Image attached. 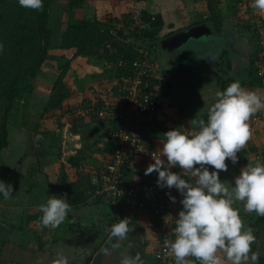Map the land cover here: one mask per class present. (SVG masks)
Returning a JSON list of instances; mask_svg holds the SVG:
<instances>
[{"label": "rangeland", "instance_id": "rangeland-1", "mask_svg": "<svg viewBox=\"0 0 264 264\" xmlns=\"http://www.w3.org/2000/svg\"><path fill=\"white\" fill-rule=\"evenodd\" d=\"M68 1L69 0H52V3L50 5L48 24H47V27L50 30V35L48 38V45H47V58L46 61L42 64L40 70L37 72L35 78L30 81H24L23 83H21L19 87V97L14 101L13 106L10 109L9 118H8V131L10 132V135L8 132V138L10 136V138L13 139L12 142L14 141L17 142V140L21 138L20 136L22 135V131L20 130V128H27L31 136V139L28 140L27 136L25 135L26 140L29 144L35 145L36 141H32V136L34 130L38 129L39 132L37 133L39 134L35 133V135L36 136L38 135L42 139V141L39 142L40 146L43 145L46 147L48 143H52L54 140L57 139L55 145H57L60 148L64 144V142H66L65 141L66 138L68 139V141L75 140L77 142L76 138H78L79 136L77 133L79 131H82L80 135L84 137V142L86 144V145L84 144V147H86V146H92L91 144L93 143L95 138L101 135L102 133H104L106 128L111 127L110 121L92 122L90 114L86 113V110H88V108L93 106L94 103H91L92 101L94 102L99 101L98 100L99 98H95L96 96L94 97L95 95L94 90L96 89L103 90V87L105 89L109 88L111 82L110 81L111 79L109 78L111 77L110 74L112 73V69H114V65H113L114 62H109L106 57L90 58L86 56L76 55L75 50L73 49L61 48L60 46L61 35L66 22L75 23L83 19L87 20V19L97 18L100 22L99 24L102 29L109 30L116 39H119V35L115 31V29L117 27H121L124 25V22L128 20L127 15L134 14L138 10L137 6L135 5L134 0H84L82 6L69 8ZM220 1L221 0H210V1L196 0V2L198 3L197 5L199 6L198 7L199 10H202L208 4L216 5L218 12H220L221 9L223 8V12L222 15H220V17L226 20V22L229 21V18L230 19L233 18L232 26L234 27V29H236V31H240L238 36L240 45H242V47L246 46L247 50L249 48V50L247 51L248 54L249 53L251 54L255 50H258L259 59L261 60L262 66L264 68V45L260 42L261 37L258 31V27L256 26V22H258L256 20H262V23L264 25V11H256L255 13H253V11L247 8L243 0H238V1L222 0L224 2H220ZM228 9L229 10L231 9L233 11V14L228 13L227 12ZM246 26H249V28H247ZM225 40L227 39L225 34L223 33V41L225 42L226 49L232 55L235 56L236 55L235 45L232 44L229 40H227V42ZM190 47H191L190 54L192 56L195 55V53L197 54L198 51L197 49L200 48L198 43L196 45H191ZM106 48H107L108 56H110V53L112 54L116 53V51L110 48L109 46H106ZM102 51L103 49L100 48L98 55H100ZM149 54L151 58L154 57V59H156L153 51L150 50ZM185 55L186 54H184V56ZM166 56H167L166 58H168V60L170 61L172 58L175 59L177 57V53L169 54ZM247 58L248 56H246V60L243 61L242 63L244 68L243 71H245L246 73L245 79L249 81V83L252 81L253 82L252 84H255L254 83L255 77L253 76L254 73L252 74V64L250 63L251 56H249L248 59ZM156 65L158 66V62L156 60H152V70H151L152 75L153 77L159 76L162 82H164L163 71H160V69H158ZM173 67L174 66H172L171 69ZM238 68L242 70L241 65H239ZM64 70H66V74L62 75L63 77L62 80L65 83V86L54 88V83L57 79V76L62 72H64ZM234 78L235 81H238L239 79V82L242 83L240 76L238 77L237 74H235ZM261 80L259 83L264 88V84L262 82L264 79L262 81ZM108 81L110 82L108 83ZM256 82L258 83L257 79ZM41 83L42 84L45 83V84L41 87ZM242 88L247 90L252 89L248 86V83L247 85L244 84ZM42 89L44 90V93ZM152 89H154L153 94L156 95L158 93L157 96L160 103L158 106L159 107L158 111L161 108L159 115L162 120L157 121L156 118L158 114H156L154 119H152L153 117L144 119L151 124L150 127H146L142 130H139L140 128L138 126V130L142 131L143 132L142 134L147 138L152 137L153 135L152 132H154V135L158 136L157 134L159 132V128L160 130H162L163 133H165L167 131V126L165 123L167 121H171L172 118H174L172 114H168V112L164 108L166 107V104H168L164 98L166 96L164 83H161V85L158 87L157 85H154ZM63 92L65 96L62 98L60 104L54 105V102ZM259 93L262 96H264V91L262 92L260 91ZM105 96L107 98V95L104 93L101 99L105 98ZM161 106L165 110H162ZM32 107H34L35 109H32ZM176 111L179 113L181 112L180 109H177ZM79 112H82V114ZM67 114L68 116H66ZM76 119L78 120L77 123L75 121ZM186 119L188 123L186 128L184 127L179 128L178 125L175 128H177L178 130H182V132L195 131L198 128V122L201 119L205 120L204 116L199 114L192 118H186ZM65 120L68 122L72 120L74 122L73 124L76 126L75 127L76 131L73 130L70 131L69 127L68 129L63 130L60 126L63 124V122H65ZM141 120L142 119H139V121ZM247 123L249 124L252 135L244 146L249 148L251 156L248 155V158L252 157V159L251 160L248 159L245 161V163H243L245 167H247L249 164L256 165L257 163H261L257 158H255L254 151L262 152L264 154V109L253 114L249 118ZM155 126L157 127V130ZM16 129L19 130L15 131ZM52 132H56L58 138L57 137L54 138ZM163 139L166 138L162 137L161 140ZM153 140H154L153 143L156 144L155 142L156 140L154 139V137ZM23 144H27V143L24 142ZM57 146L56 147L54 146L55 153L57 151L56 157L52 158L51 160L48 158L45 164H43L42 162L40 166L38 165L37 162L38 158H36V155L29 157V155H31L32 153L35 154L37 152L35 150L36 148L31 152L29 151L28 154L27 153L24 154V156L26 155L27 158L29 159V162L32 164L31 166H29L30 163H22L23 161V160L21 161L22 156L17 155V153L14 150H12L13 147L7 146L0 151V179H3L4 181L5 180L7 181V179H9L8 182L13 185V193L10 196H13L15 192L18 193L17 195H20L21 193L20 198H22L21 199L22 201L20 200V202L22 203L20 204V207L17 209L19 210L20 214H24L25 212L26 214L31 213L34 215L42 216L40 205L46 204L47 200L51 197L50 196L51 187H49L50 194L48 197L47 195L43 196L42 191L37 190V187H35L34 189L33 186L29 185L30 181H36L33 179L32 175H28V173L26 172L29 170V168L32 167H37L38 169L40 168L39 169L40 171H37V173L35 174L36 177L40 176L41 179H44L43 178L44 176L45 179L47 177L48 181H54L59 179L63 170L68 178H72L74 176V170L65 163H63L66 160V158L71 156L70 153H68L67 149H65L64 153H62L61 157H59L58 152L60 151V149H58ZM78 146L83 147V144L81 145L79 144ZM96 146L98 148L97 147L91 148L92 154L96 155V158L97 160H99V163L100 162L106 163L112 146L111 141H109L108 138H106V140L102 139L100 143H96ZM157 146L160 148L162 147V145L160 144H157ZM25 147H27V145ZM253 147L255 148L251 150L250 148ZM143 158L144 157H142V162L138 161V164H136V168L137 169L143 168V170L142 169L141 170L144 172L145 167L154 161L151 159L153 157L151 158L145 157L146 159ZM87 162L91 163L93 161L92 159H89ZM31 170L34 172L36 171V168H32ZM179 171L180 170H178L177 172ZM8 176L10 178H8ZM27 176L29 178H27ZM22 177L24 179H27V181L22 182ZM189 177L195 178L190 173L188 174L187 178ZM225 179H226L225 177H222L221 180L226 184ZM95 180L98 181L97 178H95V175H93V181ZM56 188L57 186L54 189ZM41 197L43 198V200H41ZM37 198H40L41 204L38 205L31 204L32 206H28V204H26V202L34 203L35 200H37ZM3 199L0 198V212L2 210L1 203L3 202ZM44 199L46 200L44 201ZM42 201L44 202L42 203ZM240 204L243 205L242 207L237 208L239 212L238 214L240 215L242 220H246L248 218H246V216L244 215L245 212L244 203L241 202ZM113 206L114 205L112 203H105V204H99L88 207L87 209L88 212L85 210L84 213L87 212L88 219H90L92 216L95 219V220L93 219L94 221L92 220L90 227L95 228L97 225L101 226L104 224L107 218L113 217L114 216ZM25 207H27V210ZM240 213H242V215ZM135 214L136 217L134 219L140 221V223H138L139 226L136 227L130 226L132 230L127 234V237L131 233H134V235L138 236L139 240L142 241L144 236L147 234V231H145L146 227H149V229L151 228L150 230L151 234L157 236L158 231L151 226L150 223L151 221L148 219V217L142 213H135ZM133 215L134 213L128 212L123 216V218H128L130 221ZM19 216L20 215L17 214V216L14 215L13 218L17 219L19 218ZM244 226L248 227L247 224H244ZM46 228L49 227L46 226ZM96 229L94 230L93 233H91L94 236L92 240L88 239L89 237H87V240H89L90 242V244L87 246V249L90 248L92 250V248L100 242V237L96 235L97 232ZM251 230L253 231L254 235L259 238L255 252L259 254V257L264 258V226H262L261 228L254 227L251 228ZM36 234L37 236L39 235L37 232ZM77 234H79V232H77ZM81 234L82 235H79L81 236L79 237V239L82 240L84 244L85 237L83 236V232H81ZM34 237L35 234L33 236V239ZM148 238L154 239L155 237L153 238L148 236ZM126 240H125V244H121L120 247L117 248L113 253L110 252L108 255H103L102 264H121L122 258L124 256H129L130 251L134 247V241H132L133 239L131 240L132 242L131 241L127 242ZM105 246L108 245L105 244L103 248ZM89 252L90 251L88 250L86 255ZM153 252H156V249H154ZM218 255L222 256L223 253L218 251ZM97 256H98L97 258H100L101 253H98ZM187 258L190 264H199L196 261V259L190 257Z\"/></svg>", "mask_w": 264, "mask_h": 264}, {"label": "clouds", "instance_id": "clouds-1", "mask_svg": "<svg viewBox=\"0 0 264 264\" xmlns=\"http://www.w3.org/2000/svg\"><path fill=\"white\" fill-rule=\"evenodd\" d=\"M18 3L24 8L43 7V0H18ZM252 7L264 11V0H252ZM216 96L207 120L198 122V130L182 132L172 128L164 133L162 147L158 154L152 155L154 162L144 171L145 175L158 174V187L175 188L181 195L175 239L165 242L175 264H189L186 259L189 256L195 257L199 264H224L225 259L231 264H258L259 254L251 247L256 236L251 229L244 228L234 204L242 201L247 212L264 216V163L243 167L231 188L220 179L219 172L227 171L226 160L237 163V153L252 135L247 121L264 109V96L242 88L239 81H233ZM173 167L180 171H172ZM189 173L195 177L194 181L187 178ZM12 193L13 185L0 179V195L8 198ZM168 195L175 202L176 197L170 192ZM40 210L41 223L55 229L72 208L65 195H53L40 205ZM131 230L128 218L113 223L110 244L101 250V255L119 248ZM54 264H68V260L59 255ZM121 264H143V260L139 254L124 256Z\"/></svg>", "mask_w": 264, "mask_h": 264}, {"label": "crops", "instance_id": "crops-1", "mask_svg": "<svg viewBox=\"0 0 264 264\" xmlns=\"http://www.w3.org/2000/svg\"><path fill=\"white\" fill-rule=\"evenodd\" d=\"M220 2L224 1L221 0ZM134 3L137 6L138 10H146L151 14H159L164 22V28L161 31L162 38H160V40L158 41V46L155 47L152 51L156 57V59L154 60L158 62V66H156L158 69H160V71H163L164 75V82H162L159 76H155L159 80H161V83H164L165 85L166 96L164 98L169 105L166 104V107L164 108L166 109L168 114H172V116L174 117L171 121H167L165 123L167 126V131L169 129L177 127V125L179 128H186L188 125L186 118H192L194 116H197L198 114L204 116L205 113H208V109L210 108V106L218 99L216 93L218 91H223L230 83L235 81V74H237L238 77L240 76V79L242 80V83L240 84L242 86H244V84L247 85L248 83V86L252 88L251 90H255L258 93L260 91H264V88L261 86V84L259 85L256 83L251 85L249 81L245 79L246 73L245 71H243L244 68L242 63L246 60V56H248L249 58L250 53H247L249 48L247 50L246 46L242 47V45H240L239 43L238 36L240 31H236V29H234V27L232 26L233 18H229V21L226 22V20H224L222 17H219L217 26L209 18L207 21H202V19L209 16L208 14L210 13V9L207 5L205 7L206 10L205 8L199 10V6L197 5L198 3L196 2V0H134ZM222 12L223 8L219 12L220 15H222ZM227 12L233 14V11L231 9H228ZM197 25H204L205 31H207V35L197 38V40H189L183 46L176 45L174 39H169V36L171 34ZM223 33L225 34L226 39L235 45V56L226 49L225 42L223 41ZM166 39L168 44H166V46L164 47L162 46L160 41ZM227 40L225 41L227 42ZM197 43L201 49H197V54L195 53V55L192 56L190 54V46L196 45ZM174 53H177V57L175 59L172 58L169 61L168 58H166V55ZM184 54L186 55L184 56ZM239 65H241L242 70L238 68ZM172 66L174 67L171 69ZM44 84L41 83V87ZM160 85L158 83L157 87ZM164 108L162 107V110H165ZM176 108L180 109L181 112H177ZM32 109L35 108L32 107ZM160 111L161 108L157 113V121L162 120L159 115ZM62 125L60 127L63 130L68 129L67 126ZM17 130L19 129H16L15 131ZM20 130L22 131V135L20 136L21 138L18 139L17 142H12L13 139H11L9 136L7 146L13 147L12 150H14L17 155L22 156V163H30L29 159L26 155L24 156V154H28L29 151L31 152L35 148L37 152L35 154L30 153L31 155H29V157L36 155V158H38L37 162L39 166L42 162L43 164H45L48 158L51 160L52 158L56 157L57 151L55 153L54 148L57 146L55 145L57 139L52 143H48L46 147L43 145L40 146L39 142H41L42 139H37L38 135L36 136L35 133L39 131L38 129H35L33 133L34 137L32 136V141H36V144L31 145L26 140V136L28 140L31 139L28 129L20 128ZM81 133H77L79 135L78 138H76L77 142L75 140L68 141V139L66 138V142H64L63 144V149H67V152L71 153L72 151L80 147L78 146L79 144H83L84 146V137L80 135ZM152 133L154 135V132ZM52 134L54 138H58L56 132H52ZM153 135L152 137H150L152 141V148L155 150L156 154H158V150L160 147H158L157 144L162 145L165 139L161 140V138L165 137V135L162 130H160V128L157 134L158 136ZM153 137L156 140V144L153 143ZM24 142H26L27 144H23ZM26 145L27 147H25ZM248 155L251 156L249 148L243 146L241 148V151L237 153V156L239 158L237 163L233 164L230 160H226V163L228 164L227 171L219 172L220 179H222V177H225L226 184L229 188L232 187L234 178L239 175L241 169L245 167L243 163H245V161L248 159H252V157L248 158ZM151 159L153 160V158ZM138 161L142 162V157H137L134 160L133 167L131 168V170L134 172V175L132 176L133 181L145 179V176L141 174L143 168H136V164H138ZM31 165L32 164L30 163L29 166ZM32 168H36V171L33 172L31 170ZM32 168H29V170L26 172L28 173V175H32L33 179L36 181H30L29 185L33 186L34 189L35 187H37V190L42 191L43 196L47 195L49 197L50 186L47 184V177L46 179L44 176V179H41L40 176L36 177L35 174L37 173V171H40V168ZM171 170L178 171L180 169L177 167H173ZM209 170L211 171L212 169L209 167ZM91 177L93 181V175H91ZM8 178L10 177L8 176ZM24 178L22 177V182L27 181V179ZM27 178L29 177L27 176ZM8 180L9 179H7V181L5 180V182L9 183ZM17 194L18 193L15 192L13 196H10L8 198H4L2 195H0V198H4L3 202L1 203L2 210L0 212V264H54V261L58 258L59 255H63L64 257H66L68 260V264H79L82 261L84 262L86 260L90 252L87 255L86 253L88 252V250L91 251L90 248L87 249V246L90 244L89 240H87V237H89L88 239L92 240L94 236L91 233H93L98 226L97 225L95 228L90 227V224L94 217L92 216L90 219H88L87 209L91 206H83L78 209V212L80 214L81 232H83V235L85 237V243L83 244V241L79 239V234L73 235L72 233L68 232L67 229H59L55 231L53 229L46 228L41 223V216L38 218L39 215H34L31 213L26 214L25 212L24 214H20L19 210L17 209L22 203L20 202L22 198H20L21 193L20 195ZM41 200H43L42 197ZM41 200L40 198H37L34 203L26 202V204H28V206H32L33 204L38 205L41 204ZM45 200L46 199H44V201ZM44 201H42V203ZM234 207L237 209L242 207V205L236 201ZM25 208L27 210V207ZM85 210L87 211L86 213H84ZM17 214L20 215L19 218L14 219L13 216H17ZM172 215L173 212L172 210H170L166 218L164 219V222L161 223L158 228L154 227V225H152V222H150L151 226L158 231H154L157 232V236L151 234V228H145V231H147V234L143 238V240L147 242L144 249L145 264H157L155 261V252H153V250L157 246L158 233H160V230L163 227H166V225L170 221L169 218ZM119 219L120 217H118V220ZM135 221L137 224L140 223V221L137 219H135ZM36 232L40 235H38L39 237L37 236ZM34 234L35 237L33 239ZM148 236L155 238L149 239ZM105 244H110L109 237H107L100 245V247L92 254L88 264L103 263V255H101L100 258H97V255L98 253H101V250ZM115 250L111 251V253H113ZM224 264H231V261L225 259Z\"/></svg>", "mask_w": 264, "mask_h": 264}, {"label": "trees", "instance_id": "trees-1", "mask_svg": "<svg viewBox=\"0 0 264 264\" xmlns=\"http://www.w3.org/2000/svg\"><path fill=\"white\" fill-rule=\"evenodd\" d=\"M83 2L84 0H69L68 6L69 8L80 7L82 6ZM51 3L52 0H43V7L37 10L20 6L18 0H0V44L3 45V47L0 48V151L8 145L9 113L14 101L19 97V87L21 83L24 81L33 80L37 72L40 70L42 64L46 61L48 38L50 35V30L48 29L47 24ZM208 7L210 9V13L208 14L209 16L202 19V21H207L209 18L217 26L220 17L217 7L213 4H208ZM134 17L141 20L144 26L142 27L135 23L136 20ZM127 18L128 22H124L123 26L117 27L115 29L119 35V39H116L109 30L102 29L97 18L87 20L83 19L75 23L66 22L61 35L60 46L63 49L75 50L76 55L90 58L106 57L109 62H114V69H112V73L110 74L111 77L109 79L118 75H132V62L135 59L140 58L142 55L140 54L139 49L142 48L147 51V56L151 63L152 60H154V57H150L149 51L154 50V48L158 46V41L160 38H162L161 31L164 28V22L159 14H151L146 10H137L134 14L127 15ZM246 27L249 28V26ZM106 46L114 49L116 53H110V56H108ZM100 48L103 49V51L100 53V55H98ZM250 56L252 74L254 73L253 76L255 77L254 83H257V79V84L260 85L259 82L261 77L257 76V70L260 61L258 50L252 52ZM63 74H66V70L57 76V79L54 83V88L65 86V83L62 80ZM144 80L148 81V88L152 94L154 91L152 87L154 85H158V83L160 85L161 83V80H159L157 77H149L147 75L144 76ZM252 83L253 82L251 81L250 84ZM94 92V97L96 96L95 98H99V101H92L91 103H94L93 106L96 108L102 106L106 101L105 99H114L112 102H116L118 98V91L116 89L112 90L111 92H107L103 87V90L96 89ZM104 93L107 95V98L105 96V99H101ZM153 95L158 99V93ZM64 96V92L61 93L57 100L55 102L53 101L54 105H59ZM159 104L160 103L157 102V112L159 109ZM157 112H155V114L152 116L153 118L151 117L152 119H154ZM89 114L92 122L110 121L111 127L106 128L104 133L97 136L91 144L92 146L79 147L70 153L71 156L66 158L63 163L74 170V176L72 178H68L63 170L59 179L54 181H48L47 179V183L51 187L50 196L65 195L72 208V211L66 216L65 220L59 226L53 229L55 231L59 229H67V231L73 235H77V232H79V235H82L80 214L78 212L79 208L83 206H95L105 203H112L114 205V216L107 218L104 224L98 226L96 229V235L100 237V242L92 248V252L90 251L86 260L79 264H88L91 259V255L100 247L103 241L109 237L111 225L115 222H118V217L122 219L125 214L130 212L127 206L128 200L124 196L104 198L103 195H95V190L99 186L101 177L106 174V164L110 162V155L113 153V150L116 147L115 142H113L110 137L114 132L113 127L115 123L117 124V121L112 118L111 111H107V114L103 117L98 116L94 111H91ZM207 115L208 113L204 114L205 121L207 120ZM117 119L120 120L118 117ZM75 121L77 123L78 120L76 119ZM73 123L74 122L72 120L69 122L65 120V122H63V126H67V128L69 127L70 131H76V126ZM138 126L140 128L139 130H142L146 127H150L151 124L146 120L143 122H136L134 124V132L141 138H144L148 147L151 148V139L144 136L142 134L143 132L138 130ZM196 130H198V128ZM81 132L82 131H79V133ZM106 138H108L112 144L110 154L106 163H99L96 155L92 154L91 148L97 147L96 143H100L102 139L106 140ZM254 148L255 147L250 149L253 150ZM59 149V157H61L62 153H64L63 145ZM257 153L261 154L262 152L254 151V155ZM89 159H92L93 162L88 163L87 161ZM131 160H133L132 157H127L126 163L121 168V179H123L124 182H134L132 177L134 172L131 170L129 165ZM261 163H264V154L262 155ZM141 174L145 176V179L142 181H147L151 178L153 179L158 175L156 172L145 175V171H142ZM91 175H95L98 181L93 182ZM188 179L195 180V178L192 177H189ZM56 186L57 188L54 189ZM237 202L241 203L242 201ZM240 214L242 215V213ZM244 215L246 218H248H245L246 220H242L244 224H247L248 227L246 228H261L264 226V216L257 215L255 212L250 213L246 210ZM40 216H38V218ZM135 217L136 215H133L129 221L130 226L132 227L139 226V224H137L134 219ZM151 222L154 227L158 228L161 223L164 222V219ZM168 226L166 225L165 230L171 233L173 231V227L170 223ZM160 238L161 233H158V241ZM126 239L125 240L127 242L131 241L132 239V241H134V247L130 251L129 256H135L136 254H139L143 260V264H145L144 249L147 242L145 240L140 241L139 237L135 236L134 233L128 235ZM258 241L259 238L256 237V240L251 246L252 251L256 250ZM155 249L157 250V246ZM189 257L196 259L195 257ZM196 261L199 263L198 260ZM263 263L264 258L259 257L258 264Z\"/></svg>", "mask_w": 264, "mask_h": 264}, {"label": "built area", "instance_id": "built-area-1", "mask_svg": "<svg viewBox=\"0 0 264 264\" xmlns=\"http://www.w3.org/2000/svg\"><path fill=\"white\" fill-rule=\"evenodd\" d=\"M243 1L253 13L261 11L252 7V0ZM134 19L136 20L135 23L139 26H144L141 20L136 19V17ZM256 21H258L256 22V26L260 33V42L264 45V25L262 20ZM139 52L142 54L141 57L132 62L131 70L133 74L114 76V78H111V82L108 81V83L110 82L109 88H104L107 92L116 89L118 91L117 101L112 102L114 99L104 98L106 101L102 106L99 108L92 106L86 110L88 114L94 111L101 117L105 116L107 111H111L112 118L117 121V124L115 123L113 127L114 132L110 137L115 142L116 147L110 155V162L106 164V174L101 177L99 186L95 190V195H103L104 198L124 196L128 200L127 206L131 213H142L150 221L165 219L169 210H172L173 215L169 218L170 222H168L167 226L170 223L173 231L171 233L167 232L165 230L166 227L160 230L161 238L157 243V250L154 254L157 264H175L174 257L166 247L165 242L175 239V219L182 208L180 193L175 188L158 187L156 183L157 177L147 181L138 180L134 182H124L121 179V168L126 163L127 157L130 156L133 159L129 163L132 168L135 158H151L153 157L152 155H156L155 150L152 147H148L146 140L134 132V124L151 118L157 112V102H159L150 93L148 81L144 80L145 75L153 77L151 72L152 63L147 56L146 50L141 48ZM259 62L261 63V60ZM260 63L257 76L263 80L264 68L262 63ZM262 82L264 84V80ZM79 113L82 114V112ZM139 119L142 120L139 121ZM255 158L260 162L262 161V155L260 153H257ZM169 192L172 196L176 197L175 202L169 198Z\"/></svg>", "mask_w": 264, "mask_h": 264}, {"label": "water", "instance_id": "water-1", "mask_svg": "<svg viewBox=\"0 0 264 264\" xmlns=\"http://www.w3.org/2000/svg\"><path fill=\"white\" fill-rule=\"evenodd\" d=\"M205 35H207V31H205V26L197 25V26H193L185 30L173 33L169 36V39H174L176 45L183 46L189 40H197V38L203 37ZM160 43L164 47L166 46V44H168L167 39L161 40ZM244 228L246 227L244 226ZM124 243H125V239L120 242V244H124Z\"/></svg>", "mask_w": 264, "mask_h": 264}]
</instances>
